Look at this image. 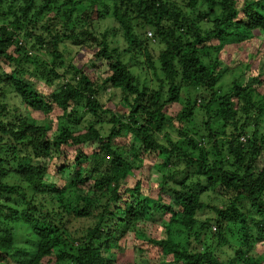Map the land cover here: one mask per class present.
<instances>
[{"label":"trees","instance_id":"16d2710c","mask_svg":"<svg viewBox=\"0 0 264 264\" xmlns=\"http://www.w3.org/2000/svg\"><path fill=\"white\" fill-rule=\"evenodd\" d=\"M256 32L264 0H0V264H128V241L129 264H264V70L221 60ZM151 156L167 173L143 191ZM204 185L225 201L199 222Z\"/></svg>","mask_w":264,"mask_h":264},{"label":"rangeland","instance_id":"374dc122","mask_svg":"<svg viewBox=\"0 0 264 264\" xmlns=\"http://www.w3.org/2000/svg\"><path fill=\"white\" fill-rule=\"evenodd\" d=\"M107 23H109V22L105 21L102 24L105 25ZM147 35H148V33H147ZM122 44H123V42H122ZM161 48H162V45H157L156 43H154L151 46L152 54L154 56H157L158 52ZM66 50L70 52V54L68 56V60H69L68 62H70L71 64L76 65L77 67H81L82 65H85V66H82L85 70L95 71L94 73L97 75L104 73L105 64L104 65L99 64L96 60L89 59L91 57V53L89 51H86L85 49L79 50L77 48H72L69 45H67ZM250 56H252V57H250ZM71 58H73V59H71ZM140 59L143 60V56H140ZM249 59H251V61L254 62V64L251 65L252 74H255L257 72V70H259V71L264 70V66H262V65H264V34L263 33L256 32L255 38H253L251 40V44H248V45L245 44V45L239 46L238 52H236V51L230 52L228 49H226L221 54L222 62L224 64L229 63V67H234V65H237L236 63H238L239 61L247 63L250 61ZM93 64H95V66H92ZM133 71L135 73H137V75L141 76L142 80L146 79V82L149 85L156 84V78L152 74V70L146 68V65L144 63L139 65V66L134 67ZM247 78H248V73L245 74V81L247 80ZM224 82H225L224 88H227L226 83L229 82V80L228 81L224 80ZM43 90L46 92L50 91L49 89L44 88V87H43ZM111 92H112V89L107 88L106 92L104 93L105 94L104 97L101 98L103 103H104V108L112 109L113 105H115L114 101L118 100V98H119L118 94L113 96V95H111ZM108 96L114 97L113 101H108L107 100ZM198 104L200 105L199 101H197V107H198ZM172 109H174V107H170L169 111L171 110V112H173L174 110H172ZM122 110H125V109L122 108ZM32 115L39 122L42 121V119L44 117H46L44 115V113L39 112V111L32 112ZM51 116L55 117L56 113L54 112ZM84 123H85V121L82 120L80 122V125H82ZM102 129L104 130V128H102ZM126 141H127L126 139H120V138H118L116 140V142H118V143H123ZM205 145L207 147H209V144H205ZM160 162H161V159H156V156H151V158L148 159V161H146L145 164H143L144 167H141V169L138 171V173L134 174V175H136V177L142 178L143 181L145 182V186H144L145 189L143 191L147 190L148 188H152L155 185L159 186L160 184H162V182H163V180H162L163 175L162 174H166L167 171L162 169L161 167L156 166ZM263 162H264V159L262 158L260 161V164H263ZM175 169H177L179 171L180 166H179V168L176 167ZM169 172H170V170H169ZM183 177H184V175H181L179 173L176 177H170L169 180L171 182H176V180L182 179ZM53 181H56V180L53 178ZM198 181L200 183L201 182L203 183V179H201V178L196 179V178L192 177L189 180V182L191 184L192 183L197 184ZM146 183H148V184H146ZM206 187H208V186L204 185L202 190H201V191L204 190V192L201 194V200L203 201L204 205L209 206V207L208 208H202L197 212L196 216H197V219L199 222L203 221L209 217L210 218L214 217L215 214L211 210V207H213V206H220L221 207V206H223V202L225 201L224 198H222L218 194L210 191V188L207 189ZM163 202H165V201H163ZM161 218H162V214L156 213L153 215L152 219H149L146 222L141 223L139 226L144 228V231L146 232V234L149 235V233L152 232L151 229H153L156 226L157 227L160 226ZM92 222H93L92 217L73 218L69 224V227L72 231L80 230V229L86 228L87 226L91 225ZM17 234H18V237H17L18 241L23 236L26 235L24 230H19L17 232ZM131 236L134 237L132 234H131ZM17 243L21 246H27L28 245V244H24L22 242H17ZM261 245L262 246L264 245V241L261 243ZM131 246H132L131 241H128L125 246H121V248L117 251V253H118L117 259L119 262H126L128 264L133 262V256H131L132 250L130 249ZM260 246H258L256 248L257 253H260L262 250V246L261 247ZM223 248H226V246H224ZM226 256H227L226 252H223L221 254L222 259L226 258ZM145 263L148 264V258H145ZM10 264H15V263L11 262Z\"/></svg>","mask_w":264,"mask_h":264}]
</instances>
